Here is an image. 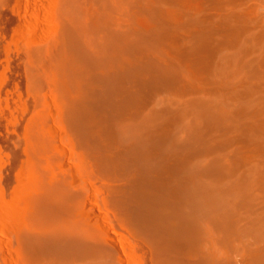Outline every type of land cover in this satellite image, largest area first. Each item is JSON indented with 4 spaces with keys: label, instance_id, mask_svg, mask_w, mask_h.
<instances>
[{
    "label": "bare ground",
    "instance_id": "bare-ground-1",
    "mask_svg": "<svg viewBox=\"0 0 264 264\" xmlns=\"http://www.w3.org/2000/svg\"><path fill=\"white\" fill-rule=\"evenodd\" d=\"M165 1L182 2L184 7L189 2L67 0L69 26L66 24V27L69 29H64H68L67 35L71 38L63 39L62 33L56 53L53 49L52 52L48 49L34 52V83L38 88L43 83L52 84V92L58 100L57 112L62 114L69 135L99 158L103 170L115 175L118 163L126 164L123 168H127L125 175L130 192L128 199L124 198L123 201L130 207L129 215L135 220L137 236H141L146 243L150 264L241 262V259L210 247L209 242L228 246L233 254L242 255L245 264H264V244L260 247L255 245L257 241L264 242V92L261 91L262 87L259 88V83L264 81V25L249 27V15H241L240 9L241 16L238 18L235 17L238 14L224 20L221 18L223 21H219L218 25L221 33L216 39V32L213 37L209 33L210 28V31L207 29V18L201 19L199 14L190 17V22L200 27L203 33L194 35L188 42L187 52L183 54L194 63L197 69L194 71L199 70L208 78L211 90L214 91L213 86L216 87L214 94L212 91H208L210 94L202 93V88L196 85L197 78L192 79L186 73L190 69L185 71L182 66L174 67L168 63L173 58L165 62L157 55L159 47L154 45V39L170 44L168 25H180L177 15L162 7ZM142 11L151 15L153 20H146L140 29L143 32L138 36L133 28L130 29L132 24L126 22L124 15L138 19L140 14L143 16ZM174 28L172 30L176 32ZM127 44L140 48L138 52L141 54L143 45L144 49L151 48L150 52L158 60H149L153 57L151 55L147 59L149 61L142 65L149 70L146 76L149 75L156 84H161L160 81L164 83L162 87L166 85L165 92L176 85V88L173 87L176 96L156 97V89L160 85L155 90L151 86L150 94L155 91L157 95H152L156 99L149 107V103L148 106L146 103L153 97L150 99L148 94L146 101L150 100L144 103V99H141L142 104L135 96L138 92L134 91L141 85L139 81L138 86H132L134 94L127 92L130 88L126 89L125 84L130 81L122 85L120 75L123 78L124 74L134 75L142 81L145 78L140 72L143 68L139 72L134 71L136 74L132 72L141 54L138 56L136 49L132 51L136 55L128 52ZM148 52L146 54L144 51L145 55H150ZM48 55L51 60L44 65L45 56ZM176 62L173 61V64H181ZM100 69L103 70L100 81L107 88L103 93L97 91L103 86L99 84L97 88V77L101 73L97 77L96 73ZM120 70H125V73L122 71L124 76L119 74ZM149 82L153 85L152 81ZM142 85L138 89L144 91L142 87L145 85L146 89L150 84L146 85L145 82ZM162 87L160 91H163ZM170 91L169 94L172 93ZM144 92L143 96H146ZM41 113L38 122L30 127L31 161L36 168L31 177L24 178L29 183L25 188L28 193L23 198V205L29 208L27 215L30 222L23 231L15 230L22 248L16 262L127 264L125 253L119 252L109 228H99L94 225L95 222L91 225L85 222L86 219L82 222L84 216L82 220L78 218L79 213H89L92 209L86 201L81 200L80 195L69 192L72 185L66 183L68 181L65 179L60 180H63L60 183L63 188L59 182L55 183L57 185L49 182L45 164L51 148L47 144L51 143L46 142L42 133L46 128V116ZM51 115L54 117V114ZM105 119L110 122L109 129L105 126ZM110 146L124 149L115 162L103 153ZM135 171L147 172L151 176L144 174L138 180ZM64 180L69 185L62 184ZM53 205L69 215L68 218L55 217L56 222L60 219V222L63 221V225H60L63 226V234L57 225L59 223L54 224L53 217L56 215L50 216L49 209ZM51 241L58 243L52 242L56 245L53 246L56 251L51 247Z\"/></svg>",
    "mask_w": 264,
    "mask_h": 264
},
{
    "label": "rangeland",
    "instance_id": "rangeland-1",
    "mask_svg": "<svg viewBox=\"0 0 264 264\" xmlns=\"http://www.w3.org/2000/svg\"><path fill=\"white\" fill-rule=\"evenodd\" d=\"M188 1L189 2L187 3V7H184L183 6L184 4L182 2H181L182 4L179 2H177L178 4H176L171 1L169 2L165 1L163 3L162 7H164V9L165 8L166 10L169 9L168 11H172L177 15L178 21H180V25L178 24L177 26V24L174 25V23L168 25L169 26L168 33L171 39L170 44L173 43L171 44L172 47L170 46V44H163V42L159 39L158 41L157 39H154L155 41L154 45L155 46L158 45L157 47H159L158 48L159 51L157 52V55L159 54L160 55L159 57L161 59L163 58L162 60L168 62L167 59L169 60L170 58H173V61H177L178 63L181 62V64L179 63V65L176 64L177 62L175 63L176 65H174L173 61L171 62L170 59L168 63H170L174 67L177 66V68L178 66H182V69H185V71L190 69L186 73L189 74L192 79L197 78L196 85L198 86V88L200 89L202 88L201 89V91L203 90L202 93L210 94V92L212 91L211 90L212 85L210 84L209 80L207 81L208 78L206 79V76L202 75L199 70H198L199 73L198 71H194L197 70L196 67H194V63L191 62V59H187V55L184 56L185 54H183V52L184 53L187 52L188 42L193 39L194 35H198L197 33H203L200 27L198 28L196 24H192L190 22L191 19L190 17L193 16V14H199L201 15L199 16L200 18L202 17L205 20L207 18V20H209V23L207 21V25H208L207 29L210 28L211 32L213 30V33L209 32L211 35H213V37L215 34L214 32H216L215 38L217 39V37L221 33L220 31H218L220 30L219 21H223L230 15L235 16L236 14L238 15L241 14L240 9L242 10L241 15H243L244 13L249 15L248 18L249 20L248 25H250L249 27L264 25V0H233V3L231 2L232 0H223V1L220 0L219 2H217L216 0H188ZM226 2H227V6H226ZM164 4H168V6L166 5L164 6ZM179 4H180V8H179ZM176 6L178 7L176 8ZM234 6L236 9L234 8ZM67 8H68L67 0H0V238H2V241H0V264H18L16 262L17 260L16 257L17 258L20 257L22 248L15 234V230L23 231L26 227L28 228L29 226L28 223L30 222L29 221L30 219L28 218L27 215L28 213L27 210L29 208L23 205L24 199L27 197L28 192L26 189L29 181H25L24 178L27 179L28 177H31L33 171L36 168V165L33 163V161H31L32 150L29 144L30 135H31L30 127H33L38 122V117L39 115L42 114L41 112H43V114H45L46 116V128L42 130V133L44 135V138L46 139V142L51 143V144H47L48 147L51 146V148L49 149L48 152V156H49L48 162L45 164V169L48 171L49 182L52 185H57L55 183L59 182V186H62L63 188V185H60V183L63 180L62 181L60 180L65 179L68 182L64 180L62 184H65L66 182L74 186V187L71 186V188L69 187V192L73 191L76 194L80 195L81 200L84 202L86 201L87 204H89L90 209H92V211L89 213L78 212L79 213V215H77L78 218L82 220L84 216L82 222H84V220L86 219L85 222L91 223V225H93V222H95L94 225H97L99 228H101L102 226L105 228L106 227L109 228V230H111V238L115 241L114 243L119 246V249L118 248L117 249L119 250V252L125 253V259L127 260V264H150V257H149L150 255L147 253L146 243L143 240V238L142 239L140 238L141 236L139 237L137 236L138 234L135 231V222H134L135 220L133 219V217L129 215L130 207L129 205L126 204V202L123 201L124 198L128 199L130 192L129 189H127L128 180L125 175V170L127 168H123V166H125L126 164L119 162L118 166L115 168L117 169L115 175H111L109 172H107V170H103L104 168L101 162L98 160L99 158L95 157L93 154L88 152L85 148L82 147V145L79 142H77L69 135L68 133L69 129L67 124L63 120L62 114L57 112L58 100L55 94L52 92L54 88L52 87V84L43 83L42 86L38 88L34 83V79H33L34 52H37L42 49H48L50 51L51 49H53L56 53L57 49H59L58 41L61 37V34L63 33V39L71 38L69 34L67 35V33H69L68 32L69 27H66V24L67 26H69ZM196 10L197 12L198 10L201 12L197 13ZM185 12H187L188 14ZM229 12L230 14H228ZM247 12L251 13V15ZM238 15H236L235 17L238 18L241 16ZM209 18L212 19L210 20ZM221 18H223V20ZM124 19L126 20V22L128 21L130 25L132 24L130 29L133 28L134 29L133 32H135L136 35L138 34V36L141 35V33L143 32V30L140 29L144 27V23L146 22V20L148 21L153 20L151 19V15H148L147 13H143V16L142 14H140L138 19L125 14ZM155 24L156 23L154 22L153 25ZM171 26L173 28L175 27L174 29H176V32L175 30H172L173 28ZM138 27L140 28L138 29ZM64 28L65 29L68 28V29L65 30ZM135 28H137V31L135 30ZM210 30L208 29V31ZM172 37H174V39ZM176 42L177 44H174ZM129 45L130 44L126 45V47H128L129 49L128 52L130 51V53L131 54L133 53V55H136L135 52H137L139 53L138 56H140L141 53L138 52L140 48L135 46L133 47V45L132 46ZM144 46L145 45L141 47L142 48L141 51L143 52L142 53L143 55L141 54L142 58L140 56L139 60H137L134 63L135 67L134 66L132 67L133 69L132 72L134 74L139 72L138 70L144 67L142 65L145 64V62L149 60L155 61V59L158 60L156 55H152L151 53L152 51L150 52L151 48L148 50V48L145 47L144 49ZM167 47L168 48L171 47V48L168 49ZM70 49L71 48H69V50ZM69 50L67 51L70 53ZM134 50L135 52H132ZM143 50L145 51V53L149 51L148 53L150 55L148 56L145 55ZM227 51L225 50V52ZM176 53L179 56H177ZM172 54L174 55L171 57L170 55ZM144 55L146 57H143ZM151 55L154 58L151 57ZM149 56L151 58H149ZM166 56H168V58ZM180 56H182L183 59L185 58V60L183 61V59ZM148 58L149 60H147ZM50 60L51 58L49 55L45 56L43 64L44 65L48 64ZM200 60H202V57L200 58ZM139 61L141 63H139ZM189 65L191 68L189 67ZM135 68H137V70H135ZM122 71L123 73H125V70H120L119 74H122ZM134 71L137 72L135 73ZM140 72H143L142 73L143 75L141 73L138 74H141L142 77L146 78L147 77L146 74H148L147 72H149V70L147 68H143L142 71ZM97 73H96V77L101 73V75L98 76L99 79L97 77V80L99 81L97 83V88H98L99 84L103 85V83H101L100 81L101 80L100 77L102 78L103 75V70L100 69ZM124 75L125 76L127 75L126 79H124L125 78ZM124 75H123L124 78L121 75L119 76V78L121 77L120 81L122 85H124V83H127L129 81L132 82L131 83L132 85H130V82L125 84L127 86L126 89L130 88L127 91L128 93H130L131 91V94H134L133 91L135 89L133 87L134 86L136 87V85L138 86L139 84L142 85L143 82L144 84L146 82V85L150 84L148 87H146V89L144 87L145 85L144 84H143L144 86L142 85L144 91L148 90L147 92L145 91L147 94L142 89H138V87L141 88V85H139L136 88L137 90L134 91V92H138L135 94V96L141 102H142L141 99H144L143 101L144 103H146L151 99V97L156 96L157 94L158 95L156 97L158 96L166 97L171 94H172L171 96L177 95L176 94L177 92H175L173 88V87L176 88V85L171 87L173 89L172 91H170L171 89L170 87L169 88L167 87L169 90L166 89L167 91L165 92L164 89L166 88V85L165 88H163L162 86L164 85L162 84L164 83H162L161 81H160L161 84L159 83L156 84L155 81L149 78L150 77L149 75L147 77V80L145 78H142L143 81L140 80V78L138 79L137 77H133L134 75L132 76L128 74H124ZM201 76L203 77V79ZM127 77H129V79H127ZM134 79L136 81H134ZM120 81H119V85L121 86ZM149 81H152L153 85H151ZM157 85H160L163 91H160L159 89L160 86ZM151 86L153 87V90H155L158 87L157 89L159 90L156 89L157 94H155L156 93L155 91L152 92L154 94L152 93L150 94L149 89L150 90L152 89ZM259 86H258L259 88L262 87L261 91L264 92V81H261L259 83ZM203 87L205 89H203ZM213 87H214L213 89L214 91H212V94H214L216 90L215 89L216 87L215 86ZM104 88H106V86L103 85L101 86L100 90L98 89L97 91L98 92L101 91L103 93ZM138 90L141 91L139 92ZM205 90L207 92H205ZM158 91H160L161 95ZM168 91L172 93L169 94ZM143 92L144 95L146 96H143ZM163 92L165 93L163 94ZM174 92L176 95L174 94ZM139 93H141L140 95L143 98L140 95L138 96ZM148 94L150 96V99L148 97L149 100L146 101ZM49 98L51 99L53 98V99L50 100ZM155 99L153 97L150 102L146 103V105L149 103L148 104L149 107L152 106L153 105L152 101L153 100L155 101ZM144 103L142 102V104ZM51 114H54V117L56 116L55 117L56 119ZM54 119L57 121H54ZM53 122H56V124L55 123L53 124ZM104 123L105 126H107L109 129L108 126L110 124L109 120L105 119ZM53 126L57 127L60 130V132ZM61 130H63V132ZM56 133H58L57 134L58 136L56 135ZM118 149L117 147L110 146L108 147V150H105V152L103 153H106L107 156H109V158L113 162H115L118 160V156L124 152L123 148H118ZM144 174L147 175L148 177L151 176L147 172L144 173L141 171L134 172V175L138 180H140ZM65 185H69V184H65ZM115 185H117L118 187H116ZM117 191L120 193L118 194ZM117 194L119 196H117ZM135 204L137 206L136 200H135ZM49 211L51 213L50 216L56 215L54 217L52 216L53 220L55 217L68 218L67 216H69L68 214L63 213V209H60V207L57 205H53V207L50 208ZM79 216L82 217L80 218ZM60 221L58 220L56 222V218H55V223H54V221L51 220V222L54 224L59 223L57 225L63 234V229H62L63 226H60L63 225L62 223L63 221L62 222ZM97 226L95 227L98 228ZM52 242L53 241H51V247L53 248L54 251H56L54 248L58 243L56 244V242L54 241L53 243H55L56 244L55 245L52 244ZM262 244H264V242L262 241L261 242L257 241L255 243V245L259 247ZM54 245L55 247H53ZM209 246L217 249L221 253H225V255H228L230 257H235L236 259L238 258V260L241 259L240 261L242 262V264H245V261L243 263L242 255L233 254L228 246L226 245L224 246V244L219 242H209ZM241 262H237V263L241 264Z\"/></svg>",
    "mask_w": 264,
    "mask_h": 264
}]
</instances>
